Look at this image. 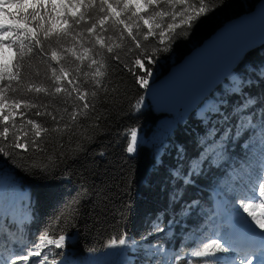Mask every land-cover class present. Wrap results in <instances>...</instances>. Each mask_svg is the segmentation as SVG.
<instances>
[{
  "label": "trees",
  "instance_id": "1",
  "mask_svg": "<svg viewBox=\"0 0 264 264\" xmlns=\"http://www.w3.org/2000/svg\"><path fill=\"white\" fill-rule=\"evenodd\" d=\"M258 1L204 0L209 11L191 28L177 25L173 34L166 31L163 43L160 28L153 27V34L145 39L148 28L126 29L113 17L103 22L102 30L100 18L107 10L101 7V0H84L78 5L77 15L83 12L84 20L73 26L69 36L45 41L41 33L44 52L34 47L18 61L20 74L12 82L17 90L5 93L8 104L20 101L21 106L10 108L12 115L7 120L3 118L7 112L0 115V133L8 128L6 135H0V214L10 220L29 217L23 245L40 242L45 232L51 240L63 235L62 248L50 246L47 264L209 261L187 255L196 250L192 242L196 223L202 218L198 213L206 210L215 186L227 187L248 177L246 172L253 170V142L258 138L264 143V45L248 52L206 98L210 110L197 107L180 124L172 119L176 126L151 110L143 97L141 79L148 67L153 74L147 83L156 73L164 74L225 21L251 10ZM192 5L198 10L199 0ZM166 7L160 2L145 16ZM49 9H40L41 15L49 17ZM28 23L37 25L31 20ZM39 23L47 26L51 19ZM94 23L97 28L88 33ZM97 36L102 38L103 48L96 42ZM188 43L193 45L187 48ZM84 48L91 50L88 55L97 65L87 58L83 62L76 59ZM52 50L60 63L51 59ZM148 58L154 62L149 64ZM137 59L144 68L135 63ZM61 67L67 78L57 81ZM35 87L46 91H29ZM57 87L60 93L55 92ZM79 95H85L87 109ZM25 103L30 106L24 107ZM132 132H136L137 144L129 153ZM16 143L25 147L17 148ZM183 168L190 174L173 181L171 174L182 173ZM6 175L10 180L4 182ZM156 214L161 217L158 222L170 224L167 233L161 229L157 234L152 228ZM122 236L128 242L108 250L111 241ZM172 253L174 261H167L165 255L173 258Z\"/></svg>",
  "mask_w": 264,
  "mask_h": 264
},
{
  "label": "snow or ice",
  "instance_id": "2",
  "mask_svg": "<svg viewBox=\"0 0 264 264\" xmlns=\"http://www.w3.org/2000/svg\"><path fill=\"white\" fill-rule=\"evenodd\" d=\"M84 0H0V115H3V109L5 105L8 108H18L21 106L20 101H16L15 103L8 104V96L5 94L6 91L15 92L17 89L12 88V82L18 81L19 77V68L20 63L18 61L23 60V58L33 52V48H39L41 52H44V48L42 46L41 33L43 34V40H50L53 36H69L72 32L74 25H79L84 20V13L80 12L77 15L78 5L82 6ZM157 0H123L122 3V11H117V7H120V2L118 0L117 7H113L109 0H101V7L106 6L107 15L102 16L100 18L101 29L103 30V22L106 21L109 17H113L116 22L127 29V25L124 24V20L120 19L122 13H130L129 19L132 17L139 16L140 19H143V16L140 15V10L145 8L146 6L154 5ZM172 0H169L171 3ZM177 4H180L183 7V10L180 13H177L173 16L175 20L177 17L179 18L180 25L186 28H191L192 24L196 22L197 18L201 15L206 14L209 9L204 6V0H199V8L196 10L192 5L186 4V0H175ZM50 5V14L49 17H45L41 15L40 9H47ZM88 7L91 9L93 5L90 3ZM29 9L31 11L29 12ZM64 10L61 12L60 10ZM191 9V10H189ZM159 16V13H156ZM51 19V23L45 26L43 23H39V21H47ZM37 22L35 27L29 26L28 21ZM72 21V23H70ZM59 22V23H58ZM144 23L148 25V20H144ZM157 28H160V25H156ZM177 25L175 23H169L166 26V31L169 35L175 32ZM39 28L40 31L37 30ZM97 28V24H92L91 27L87 29L88 33H94V30ZM166 31H160L159 36L161 37V43H163V37L166 34ZM153 34L152 26H148V32L145 36V39L148 36ZM129 35L131 32L129 31ZM25 41H29L28 44ZM96 42L103 48L104 42L101 37H96ZM83 48V45H81ZM15 49V50H14ZM165 51L167 48L164 49ZM67 51V50H64ZM91 50L88 48H84L83 52L76 56L77 60L83 62L85 58L92 61L93 65H97L98 62L88 53ZM108 52H112V48H107ZM10 54V55H6ZM51 59L60 63V59L57 56L56 50H52ZM149 64L154 62L151 58H148ZM14 61H17L14 63ZM140 68H144V63L137 59L135 62ZM91 66V65H89ZM56 68L52 69V72L56 73ZM60 75L55 76L57 81L67 78V73L64 68L61 67L59 69ZM97 74L102 77L104 73L100 71V66L96 68ZM152 70L151 67H148L145 71L144 78L141 79V83L147 87V77L151 76ZM6 82V84H3ZM68 84H72V80H67ZM97 86H99V80H97ZM29 91H34L37 94L40 92L46 91V89L42 87L30 88ZM61 88L57 87L55 89L56 93H60ZM95 95V93H93ZM78 99L83 102V106L85 109L89 107L85 95H79ZM24 107H29L27 103L23 105ZM34 107V105H31ZM12 115L11 112L8 115L3 116L4 120L8 119V116ZM37 115H41V113H37ZM34 121H29V124H34ZM8 132V128H4V132L0 133V135H6ZM41 134L40 129L37 128L35 135L39 137ZM137 144V135L136 132L131 133V142L127 147V152L132 153L135 151ZM15 147L23 148L25 145L16 143ZM264 198V184L259 185V196L256 199ZM240 206L243 208V212L247 213L249 217L254 221L255 227L252 226L251 222L249 224V229L251 232V236H259L261 238V244L259 247L250 246L248 250L244 252V256H255L256 252H260V257L257 261L254 262L253 259L248 258L245 261L240 262V264H264V218L257 216L255 211H252L253 205L251 203H245L243 200L240 202ZM264 216V213L261 214ZM259 228L261 231L256 232V228ZM157 231H161L157 229ZM245 239H251V237L245 236ZM65 240L63 235L59 236L57 240H51L48 237V233L45 232L43 236L40 238L41 244H55L57 248H62L63 245L61 242ZM126 237L122 236L118 240H112L111 244H119L125 245L127 243ZM227 243V241H225ZM225 249L221 243V239H213L208 243H203L202 247L199 250H193L187 255L190 257H200L205 258L207 260L216 261L217 253L223 252ZM30 255L40 256V252L30 253ZM44 261L48 260L47 256H44ZM179 259V256L176 257ZM16 260L23 262L29 261V255H22L16 257Z\"/></svg>",
  "mask_w": 264,
  "mask_h": 264
},
{
  "label": "water",
  "instance_id": "3",
  "mask_svg": "<svg viewBox=\"0 0 264 264\" xmlns=\"http://www.w3.org/2000/svg\"><path fill=\"white\" fill-rule=\"evenodd\" d=\"M263 45L264 0H259L251 10L225 21L160 79L149 84L143 97L165 122L174 112H182L180 123L227 79L248 52Z\"/></svg>",
  "mask_w": 264,
  "mask_h": 264
},
{
  "label": "rangeland",
  "instance_id": "4",
  "mask_svg": "<svg viewBox=\"0 0 264 264\" xmlns=\"http://www.w3.org/2000/svg\"><path fill=\"white\" fill-rule=\"evenodd\" d=\"M110 3H112L114 6L113 7H117V2L118 0H109ZM120 2V7H117V11H122V3H123V0H119ZM160 2H163L164 4L167 5V7L163 10V11H160V15L157 16L156 14L150 16V17H146L145 14L146 12H151L152 9L151 6H157L158 3ZM193 3V0H186V4L188 5H192ZM50 6V5H49ZM193 6V5H192ZM183 7L182 5L180 4H177L175 2V0H172L171 3H169V0H157V2L154 4V5H150V6H146L145 8H142L140 10V15L143 16V19H140L139 16L137 17H132L131 19H129V16L131 15L130 13H122L120 19L124 20V24H126L127 26H131V27H141V26H145L146 28H148L149 25L153 27H156V25H160V29L161 31H166V26L169 24V23H175L176 25H180V21H179V18L177 17L175 20L173 19V16H175L177 13H180L182 10H183ZM49 8V7H48ZM148 10V11H147ZM191 10V9H189ZM50 9L48 11V14H50ZM144 20H148V25H146L144 23ZM59 23V22H58ZM193 45V43H188L187 45V48H190L191 46ZM6 55H10V54H6ZM176 62L172 63V64H175ZM162 75L164 74H159V73H156V75L154 76L155 79H153L151 82L148 83L151 84L152 82L154 81H157L158 79H160V77H162ZM146 88V87H145ZM198 107L202 108V109H211V106L209 104V101L208 100H204ZM4 112H7L6 114H8L9 112H11L10 108H8L7 105H5L4 109H3V113ZM173 125L176 126V123L174 122V120L172 121ZM177 124H180L178 121H177ZM222 128V127H221ZM223 128H226L223 126ZM227 133V129L225 131L222 132V135L224 136L225 134ZM255 151L253 152V156L250 160V164L254 162V160H260L261 159V155L264 154V150H261V149H264V145L263 144H260L259 142H256L255 143V147H254ZM261 151V152H260ZM263 152V153H262ZM261 163L263 164V168H264V162L261 161ZM165 171V170H164ZM163 171V172H164ZM191 171H184V168H183V171L181 173V171L179 170L177 173H172L171 176H173V181H176V180H182L180 179L181 178V175L182 174H190ZM8 180H10V176L9 175H6L3 177V181L4 182H7ZM216 194H219V197L216 198ZM229 201V199L222 193L220 192V190H217V189H214L213 190V193H212V202L213 204L217 207V206H221V203L223 201ZM218 208V207H217ZM219 209V208H218ZM25 217H28L25 215ZM161 217L156 214V219H155V223L152 222L151 226L153 229H162L164 230L163 232L167 233L169 227H170V224H168L166 221L164 220H161L160 222H158V220H160ZM164 222L166 223L164 226H161L160 224ZM157 234H160V231H158ZM52 244H41L39 241H36V245L35 246H32V247H29L27 249H25V252L26 253H21L19 254L18 256H22V255H29V261L27 262H23V264H47V261H44V256H48L50 253V246ZM116 245V244H115ZM118 246V245H116ZM117 247H114L113 244H109L108 245V250H112ZM121 250V248H119V251ZM40 252V256H35V255H30V253H34V252ZM117 253L119 254L118 250H117ZM118 262V261H116ZM1 263V261H0ZM5 264H8L7 262ZM16 264H22L21 261H18L17 260V263Z\"/></svg>",
  "mask_w": 264,
  "mask_h": 264
},
{
  "label": "bare ground",
  "instance_id": "5",
  "mask_svg": "<svg viewBox=\"0 0 264 264\" xmlns=\"http://www.w3.org/2000/svg\"><path fill=\"white\" fill-rule=\"evenodd\" d=\"M197 46H198V45H197ZM195 47H196V46H195ZM195 47H194V48H195ZM192 49H193V48H192ZM192 49H191V50H192ZM184 56H185V55H184ZM184 56H183V57H184ZM183 57H182V58H183ZM180 61H181V60H180ZM177 63H178V62H177ZM240 63H241V62H240ZM240 63H239V64H240ZM175 64H176V63H175ZM173 65H174V64H173ZM169 68H170V67H169ZM166 72H167V71H166ZM166 72H165V73H166ZM165 73H164V74H165ZM162 76H163V75H162ZM224 81H225V80H224ZM206 98H207V97H206ZM206 98H205V99H206ZM147 101H148V100H147ZM148 102H149V101H148ZM150 108H151V107H150ZM195 110H196V109H194L193 112H194ZM193 112H192V113H193ZM192 113H191V114H192ZM174 114H176V113H175V112L173 113V117H172V115L170 114V115H171V116H170L171 120H170L169 122H171L172 119H178V122H179V118L183 115V113L181 112V113H179V114H176V115H178V116H177L176 118H174V116H175ZM191 114H190V115H191ZM190 115H188V117H189ZM188 117H187V118H188ZM187 118H186V119H187ZM186 119H185V120H186ZM182 122H183V121H182ZM180 123H181V122H180ZM230 219H232V220L234 221L233 223L230 224L232 228H234V227H237V228H238L239 226L242 227V226H244V225L247 226V224L250 223V222H249V221H250V218L248 219V218H246V217H244V216H242V218H240V217H237V216L233 215Z\"/></svg>",
  "mask_w": 264,
  "mask_h": 264
}]
</instances>
